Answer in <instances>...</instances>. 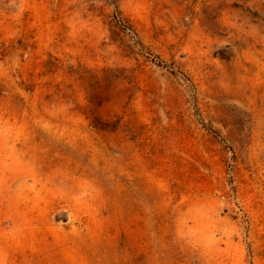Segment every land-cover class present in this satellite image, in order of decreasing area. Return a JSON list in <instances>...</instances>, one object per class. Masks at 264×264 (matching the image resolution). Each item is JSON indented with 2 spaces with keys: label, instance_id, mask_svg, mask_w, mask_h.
<instances>
[{
  "label": "rangeland",
  "instance_id": "1",
  "mask_svg": "<svg viewBox=\"0 0 264 264\" xmlns=\"http://www.w3.org/2000/svg\"><path fill=\"white\" fill-rule=\"evenodd\" d=\"M0 264H264V0H0Z\"/></svg>",
  "mask_w": 264,
  "mask_h": 264
}]
</instances>
